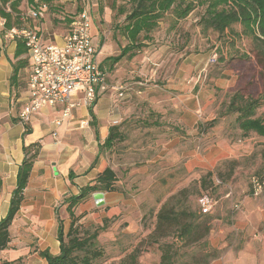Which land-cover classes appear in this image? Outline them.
I'll return each instance as SVG.
<instances>
[{
    "label": "crops",
    "instance_id": "crops-1",
    "mask_svg": "<svg viewBox=\"0 0 264 264\" xmlns=\"http://www.w3.org/2000/svg\"><path fill=\"white\" fill-rule=\"evenodd\" d=\"M52 1L62 11L75 3V0ZM31 9L27 0L21 1L18 25L37 31L46 43H61L65 30L57 32L52 29L50 22L43 20L44 15L40 18L29 16ZM47 31L51 33L45 34ZM90 32L92 42L98 48L96 61L106 73V89L99 94L92 108L74 109L71 117L64 118L59 125L53 123L54 119L60 117L62 107L59 105L37 111L23 124L18 119V113L26 97L28 69L19 70L16 83L11 84L10 60H14L17 42L7 38L3 27H0V221L9 209L17 172L24 157L23 146L41 142L20 207L9 226V241L0 250V264H47L39 254L41 251L59 254L58 227L60 225L66 233L70 226L65 199L78 194L79 188L92 184L109 167L106 153L99 146L107 138L111 126L132 115L129 110L120 107L122 97L118 95L117 86L126 87L124 95L127 96L128 89L131 91L134 88L131 85L138 84L136 93L143 94L153 104L146 111L147 116L151 117L149 125L161 134L155 139L157 148L147 162H165L169 154H174L177 160L185 161L182 164L190 171L195 167H212L231 157L237 158L238 144L227 141L220 143L213 139L211 141L215 143L200 156L197 149L185 147L184 137L178 134V131L196 134L201 121L215 119L216 114L210 110L216 103L215 90L226 92L234 85V79L227 77V71L213 78L215 90L183 93L174 99L175 107L169 104L165 106V101L156 96L161 93V87L182 90L189 77L195 82L196 78L185 71L201 70V66L205 65L202 63H207L206 57L193 54L179 59V55L168 45L152 40H142L141 45H132L122 32L121 38L126 42L121 46L117 45V38L114 39L116 42L102 41L94 28L93 18ZM165 63H178L172 76H166L163 69ZM137 70L144 74V78L130 83L129 79ZM81 121L87 124L81 127ZM26 127L29 129L27 132ZM170 129L173 138L168 140L162 133ZM221 194V201L235 200L239 203V209L235 221L231 222L221 202L213 198L215 204L206 213L209 217V237L206 236L205 242L207 249L215 250V255L206 264H264V192L254 196L249 185L247 188L225 189ZM128 203L123 192H93L73 212L80 224L89 226L121 214ZM211 218L215 222L214 229L209 224ZM229 224L232 229H229ZM234 228L244 233L237 238V242L233 235L227 234ZM228 237L235 241L232 245H229Z\"/></svg>",
    "mask_w": 264,
    "mask_h": 264
},
{
    "label": "rangeland",
    "instance_id": "rangeland-1",
    "mask_svg": "<svg viewBox=\"0 0 264 264\" xmlns=\"http://www.w3.org/2000/svg\"><path fill=\"white\" fill-rule=\"evenodd\" d=\"M79 4L81 11L83 9L89 11L93 18L94 28L102 41L113 40L116 42L114 39L117 38L118 46L126 42L121 38V27L125 23L126 13L130 10L131 3L128 0H115L114 6L112 0H81ZM100 7L103 8L102 12L99 11ZM119 7H122L126 13L119 14L117 11ZM205 8L206 4L197 5L184 18H177L171 8L150 33L152 42L172 47L174 52L179 55V59L193 54L208 59L207 63H202L205 65L201 66V70L185 71L186 74L196 78L195 82L189 77L188 80H185V88L182 90L161 87V93L156 96L165 101V106L169 104V106L175 107L174 99L183 93L187 95L197 94L199 90L201 92L215 90L212 85L213 78L215 79L220 76L221 72L227 71V77L234 79V85L226 92L215 90L216 103L214 107L210 108L211 112L216 114L215 119L201 121L196 129V134L189 135L182 131H178V134L184 137V146L197 149L200 156H203L207 148L215 143H212L213 139L220 143L227 141L238 144L239 148L235 153L237 158L231 157L217 162L212 167H195L190 171L184 168L182 164L184 160L182 161L180 158L177 160L174 154H169L165 162H147L157 148L154 141L161 133L149 125L151 117L147 116L146 111L153 107V104H150L143 94L136 93L138 84L131 85L134 86L133 90L128 89V95H124L119 100L120 107L126 108L132 114L117 123L123 134L122 139L116 141L110 150H103L108 158L109 166L115 172L116 188L119 192H123L129 203L123 210V214L109 218L105 223L106 227L98 233L95 247L102 252V257L97 260L98 264H117L125 254L135 247L139 249L137 258L139 264H160L159 244L151 242L148 235L155 226L156 214L163 203L171 198L174 208L186 210L190 217L199 212L198 198L202 194H209L218 203L221 202L222 209L226 211L232 222L239 209V203L235 200L221 201L222 190L234 187L235 189L247 188L251 175L260 174L264 169L262 157L264 137L253 131L243 133L235 122L236 113L227 112L229 99L236 89L244 87L246 93L255 96L264 89V76L254 67L253 60L242 61L232 58L229 55V50L223 48L232 39L228 30L225 31L224 36H220L210 28H203L200 18L204 15ZM76 10L78 9L75 0L74 6L63 11L59 9L58 12H43V20L50 22L52 29H56L57 32L66 31L69 26L66 19L75 16ZM232 28L235 31H241L239 24L232 25ZM50 33L47 31L45 34ZM250 41L248 38L242 37L236 41V46L250 51ZM220 45L223 48L224 61H219L221 53H218V48ZM249 55L252 57L253 53L250 52ZM16 60L14 59L15 62ZM176 67H178V63H165L163 69L166 76H172ZM136 72L133 74V78L129 79L130 83L142 81L144 78V74L139 73L138 70ZM186 86L189 87V90ZM263 115L264 105L256 110L255 117ZM171 130L162 133L164 134L162 136L171 140L173 138ZM174 133L176 134L175 131ZM209 172H212L211 177L207 175ZM214 178L220 181L219 185H216ZM235 204L238 205V208L234 207ZM201 219L202 216L197 221ZM103 223L102 221L99 225ZM210 223V227L214 229L215 222L212 218ZM232 225L229 224V229H232ZM87 227L89 228L90 225ZM235 230L234 228L227 234L228 236L233 235L237 242V238L244 233ZM228 240L229 245L235 242L232 237H228ZM173 241L177 243V254L173 264H197L200 262L202 250L199 244L184 246L183 242L172 237L165 238L161 242L171 243Z\"/></svg>",
    "mask_w": 264,
    "mask_h": 264
},
{
    "label": "trees",
    "instance_id": "trees-1",
    "mask_svg": "<svg viewBox=\"0 0 264 264\" xmlns=\"http://www.w3.org/2000/svg\"><path fill=\"white\" fill-rule=\"evenodd\" d=\"M22 0H0V16L5 19L4 31L10 28H21L18 24L19 5ZM81 0H76V14L81 11ZM130 10L126 13L122 7L117 8L119 14L126 13L122 28V33L131 41L132 45H141L142 40H150V33L157 27L158 22L165 13L173 8L172 12L177 18L186 17L197 5L206 4L204 15L200 18V24L204 29H212L220 36H224L228 30L231 34V41L225 44L223 48L229 50L232 58H238L242 61H254V67L264 76V0H128ZM33 9H38L42 4L46 11H58V4L52 0H27ZM115 0H112L114 6ZM100 7L99 11L102 12ZM69 23L71 19H66ZM239 24L241 31H235L232 25ZM242 37L251 40L250 51H246L236 46V41ZM16 50L14 59H12L11 84L17 81L19 70L28 67L26 57V47L22 40L16 41ZM222 46L218 48L221 53L219 61H224L222 55ZM252 52V57L249 53ZM22 56V58H21ZM260 74V75H261ZM256 96V97H255ZM246 93L244 87L236 89L231 95L227 105L228 113H236L235 122L243 133L250 131L264 137V115L255 117L256 110L264 105V89L257 95ZM29 129L26 127L25 132ZM122 132L119 125L109 128V133L104 142L99 146L101 149L110 150L116 141L122 139ZM41 148V142L37 141L28 146H23V160L19 166L16 176V186L12 191L9 209L6 216L0 221V250L4 249L9 241V226L14 220L16 213L23 199V191L27 185L29 173L33 163ZM264 159V149L262 152ZM212 176V172L207 174ZM215 182L217 178L215 179ZM116 175L112 167L105 168L92 184L79 188L76 195L69 196L67 201V212L70 217V226L66 233L58 227L57 239L59 241L60 252L58 255H52L44 250L39 254L45 258L47 264H98L97 260L102 257V252L95 246L98 233L106 227L108 219L103 220V224H92L88 228L80 224L79 218L74 215L73 209L93 192L118 191L116 188ZM220 183L216 182V185ZM174 198V197H173ZM171 198L163 203L157 214L156 223L148 235L151 242L158 243L161 250L160 264H173L174 257L177 254V243L175 241L161 242L163 239L172 237L184 246L199 244L202 254L200 262L197 264H206L209 258L215 255V250L207 249L205 238L209 232L208 215L201 213L192 214L190 217L186 210L175 209L171 203ZM202 216L200 221L198 218ZM92 228V229H91ZM81 233V235H80ZM139 249L133 248L124 255L117 264H139ZM114 264V263H107Z\"/></svg>",
    "mask_w": 264,
    "mask_h": 264
},
{
    "label": "built area",
    "instance_id": "built-area-1",
    "mask_svg": "<svg viewBox=\"0 0 264 264\" xmlns=\"http://www.w3.org/2000/svg\"><path fill=\"white\" fill-rule=\"evenodd\" d=\"M44 9V4L38 9L32 8L29 16L40 18ZM70 19L61 43H46L37 31L28 28L13 27L5 31L7 38L23 41L29 62L26 97L18 113L23 124L37 111L59 105L60 117L53 120L54 125H59L64 118L71 117L74 109L93 106L106 89V73L96 61L98 48L92 42L89 11L83 9ZM4 24L5 19L0 16L3 29ZM126 89L117 86L118 95L123 97ZM86 124V121L80 122L81 127ZM216 182L220 183L218 179ZM249 185L254 196L264 192V169L260 174L251 175ZM197 202L203 214L209 213L215 204L209 194H202Z\"/></svg>",
    "mask_w": 264,
    "mask_h": 264
}]
</instances>
